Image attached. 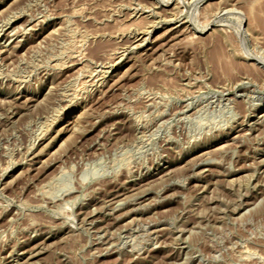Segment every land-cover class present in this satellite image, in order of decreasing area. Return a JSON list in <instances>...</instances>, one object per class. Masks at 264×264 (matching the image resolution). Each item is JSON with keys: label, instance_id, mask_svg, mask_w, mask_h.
<instances>
[{"label": "rangeland", "instance_id": "rangeland-1", "mask_svg": "<svg viewBox=\"0 0 264 264\" xmlns=\"http://www.w3.org/2000/svg\"><path fill=\"white\" fill-rule=\"evenodd\" d=\"M261 19L0 0V264H264Z\"/></svg>", "mask_w": 264, "mask_h": 264}, {"label": "bare ground", "instance_id": "bare-ground-1", "mask_svg": "<svg viewBox=\"0 0 264 264\" xmlns=\"http://www.w3.org/2000/svg\"><path fill=\"white\" fill-rule=\"evenodd\" d=\"M223 6H224V5H223ZM216 7H217V5H216ZM227 7H228V6H227ZM223 8H225V7H223ZM218 9H219V8H218ZM229 10H230V9H229ZM222 13H223V12H222ZM191 17H192V15H191ZM257 17H258V16H257ZM212 21H213V20H212ZM260 21L263 22L262 24H264V21H263L262 19H261ZM262 24H261V25H262ZM258 26H259V25H258ZM206 27H207V26H206ZM259 27H260V26H259ZM261 28L264 29L263 26H262ZM263 29H262V30H263ZM258 30H260V29H258ZM148 31H149V30H148ZM197 31H198V30H197ZM206 31H207V30H206ZM206 31H205V32H206ZM242 31H243V30H242ZM14 32H15V31H14ZM199 32H200V33H204V32H201V31H199ZM242 37H243V36H242ZM243 41H244V40H243ZM2 43H3V42H2ZM239 43H240V42H239ZM232 44H233V43H232ZM137 46H138V45H137ZM141 46H142V45H141ZM141 46H140V47H141ZM233 46H234V45H233ZM237 48H238V47H237ZM240 48H241V47H240ZM243 52H244V51H243ZM246 53L248 54L247 50H246ZM230 55H232V54H230ZM239 55H240V54H239ZM248 55H249V54H248ZM249 56H251V55H249ZM117 57H118V56H117ZM257 57H258V56H257ZM231 59H232V58H231ZM118 61H119V60H118ZM254 63H255V62H254ZM256 63H257V62H256ZM258 63L261 64L262 67L264 68V60H260V59H259ZM229 65H230V64H229ZM225 66H226V65H225ZM228 67H229V66H228ZM224 69H226V68H224ZM259 70H260V69H259ZM109 71H110V70H109ZM81 82H82V81H81ZM104 83H105V82H104ZM92 85H93V84H92ZM77 86H78V85H77ZM262 115H263V114H262ZM202 165H203V164H202ZM33 168H34V167H33ZM168 171H169V170H168ZM131 202H132V201H131ZM109 203H110V202H109ZM36 252H37V251H36ZM21 257H22V256H21ZM16 260H17V259H16Z\"/></svg>", "mask_w": 264, "mask_h": 264}]
</instances>
